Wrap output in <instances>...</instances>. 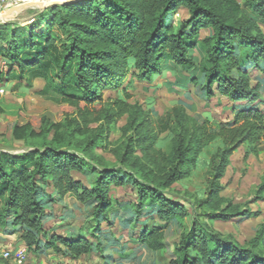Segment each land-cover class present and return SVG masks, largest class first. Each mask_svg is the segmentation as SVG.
Segmentation results:
<instances>
[{"label": "trees", "instance_id": "1", "mask_svg": "<svg viewBox=\"0 0 264 264\" xmlns=\"http://www.w3.org/2000/svg\"><path fill=\"white\" fill-rule=\"evenodd\" d=\"M219 2L226 6V17L216 7ZM181 9L188 15L177 19ZM241 14L246 15L243 22L231 17ZM262 27L264 0H77L40 11L25 25L16 20L0 23V59L5 63L0 64V81L13 83V89H29L42 79L39 94L64 109L58 122L42 115L15 125L14 139L33 147L23 153L0 154V231L14 226L28 251L38 252L44 245L70 259L89 254L93 242L84 235L65 237L46 227V221L56 217L54 204H63L70 196L83 204L95 203L92 216L97 221L128 211L138 219L147 211L156 214L164 223L141 229L138 236L131 235L130 242L163 252L168 221L176 218L183 224L189 213L173 197L172 186L194 168L209 169L213 177L202 203H218L224 200L220 180L234 152L242 145L247 156L263 150L262 85L250 82L251 68L264 72ZM203 29L209 31L204 37ZM53 43L59 45V61L50 52ZM192 50L200 53L199 61L190 54ZM168 71L185 75L177 86L191 83L209 99L218 94L228 98L233 119L198 121L180 105L161 119L173 134L167 149L157 147V134L142 133L136 140L131 135L124 150L116 154L120 168L110 162L98 168L91 186L76 179L75 172L86 173L95 149L105 146L104 130L97 132V122L105 116L112 122L129 113L131 94L126 92L127 100L114 101V110L98 109L96 119L91 118L90 106L103 99L104 90L121 88L128 77V84L153 82ZM75 134L87 138L82 155L72 150ZM138 147L142 155H136ZM126 184L137 187L136 204L114 197L113 186ZM260 190L264 193V176ZM243 215L256 217L259 212L236 206L229 213H209L208 218L228 221ZM68 216L66 209L61 220ZM87 229L98 237L93 226ZM263 233L264 226L248 244H242L195 218L169 264H264Z\"/></svg>", "mask_w": 264, "mask_h": 264}, {"label": "rangeland", "instance_id": "2", "mask_svg": "<svg viewBox=\"0 0 264 264\" xmlns=\"http://www.w3.org/2000/svg\"><path fill=\"white\" fill-rule=\"evenodd\" d=\"M29 1L26 0V2ZM31 1L42 4L41 1ZM20 2L23 3L24 0H20ZM216 7L225 17L227 16L228 13L223 2H219ZM47 8L41 6L30 8L13 20L25 25L40 11ZM187 15V10L181 9L176 18H184ZM231 17L238 22H243L246 15H231ZM262 30L264 31V27H262ZM208 34L209 31L206 29L201 31L202 37ZM58 46L57 43H53L50 52L59 61ZM190 54L199 61L200 53L197 50L190 51ZM1 65L5 66L2 60ZM250 71V82L252 85L261 83L260 99L264 100V72L254 68H251ZM175 74L168 71L165 75L156 77L153 82L133 80L131 84H128L130 80V77H128L118 90H104L103 99L90 106L92 119L99 117L100 113L97 111L101 107L114 110V101L117 99L127 100L126 92L131 94V98L127 100L130 104L128 107L129 113L117 117L112 122L106 116L102 120L99 119L97 132L101 129L104 130L105 146L104 148L95 149L90 159L91 165L87 167L86 173L75 172L76 179L81 180L87 186H91L97 176L96 170L98 168L107 166L109 162L120 168L121 165L117 161L116 154L124 150L125 144L131 135L136 140L139 139V136L141 137L142 133H146L148 136L157 134V147H166L173 134L163 124L164 122H161V119L166 118V113L180 105H184L187 113L198 121L207 117L217 121L233 119L232 102L228 98L218 94L209 99L203 90L194 87L191 83H188L187 87L177 86L175 83H178V79L184 78L185 75L178 72ZM12 85L13 83L10 86L7 80L0 81V108L2 109V112H0V154L5 156L23 153L33 147L29 143L14 139L13 129L18 122L42 115L50 118L52 122H58L63 117L64 112L61 105L39 94V90L44 85L42 79H36L33 87L29 89H13ZM74 116L77 117V114ZM131 121L133 122L131 123ZM73 138L74 147L72 150L82 155V148L87 138L77 134ZM34 143L38 145L37 142ZM214 147L213 145L212 148ZM261 149L263 150L259 154H249L247 156L246 147L242 145L234 152L226 175L220 180L223 185L220 195L224 200L218 203H202L209 196L208 191L213 177L212 174L210 175L209 169L194 168L190 176L172 186V189L175 190L172 194L173 197L178 202L184 203L189 209V213L183 224L176 218L168 221L165 231L166 249L163 252H152L147 245L130 242L131 235L138 236L141 229H147L153 223H164L159 221L156 214L148 211L140 219L136 217L135 213L128 211L127 213L112 214L109 219L102 216L101 221H97L92 216L95 203L83 204L67 196L63 204H54L53 210L56 212V217L46 221V227L48 230L54 227L56 233L65 237L82 234L93 242L92 252L77 259H70L76 261L74 264H169L171 259L175 258V246L180 244L183 236L192 229L195 218L208 223L225 236H231L242 244H248L264 226V193L260 190L264 176V142ZM142 153L140 147H138L136 155H142ZM125 169L133 174L135 173L129 167ZM136 188L134 184H126L123 187L114 185L112 191L114 197L124 204H129L132 201L136 204L138 200ZM55 191L49 186L50 193L55 194ZM130 206L132 205L130 204ZM236 206H239L241 210L258 211L259 215L256 217L243 215L228 221L210 220L208 218L209 213L222 212V210L229 213ZM66 209L67 212L70 211V216L61 220ZM128 217L131 219L137 218V221L132 220V223L129 224ZM61 222L63 226L57 227ZM88 226L95 228L98 237L90 235V229H87ZM16 232L12 225L7 230L0 231V264H17L15 259L7 260L2 257L4 249L9 247L13 249L27 248L25 244L19 241L18 232ZM262 239L264 248V233ZM43 247L45 248L44 245ZM49 251L51 253L55 252L51 247ZM31 253L36 252L30 250L29 254ZM66 261L69 262V260Z\"/></svg>", "mask_w": 264, "mask_h": 264}, {"label": "built area", "instance_id": "3", "mask_svg": "<svg viewBox=\"0 0 264 264\" xmlns=\"http://www.w3.org/2000/svg\"><path fill=\"white\" fill-rule=\"evenodd\" d=\"M26 2V0H24ZM21 3L20 0H0V14L14 7L16 4ZM2 257L4 259H15L17 264H47L42 261L31 260L29 257V251L27 248H6L2 251ZM71 264V263H60ZM74 264V263H73Z\"/></svg>", "mask_w": 264, "mask_h": 264}, {"label": "water", "instance_id": "4", "mask_svg": "<svg viewBox=\"0 0 264 264\" xmlns=\"http://www.w3.org/2000/svg\"><path fill=\"white\" fill-rule=\"evenodd\" d=\"M75 1L77 0H54V1H51L49 4H39L36 1H29V2H23V3L21 2L15 5L14 7L8 9L7 11L3 12L2 14H0V23L15 19L16 14H18L19 12L23 10L31 8V7L41 6V7L47 8L55 4H69Z\"/></svg>", "mask_w": 264, "mask_h": 264}, {"label": "crops", "instance_id": "5", "mask_svg": "<svg viewBox=\"0 0 264 264\" xmlns=\"http://www.w3.org/2000/svg\"><path fill=\"white\" fill-rule=\"evenodd\" d=\"M34 8V7H31ZM30 8L26 9L27 11ZM26 10H23L21 12H19L18 14H16V17L19 16V14L21 15L22 13H24ZM0 64H1V60H0ZM36 252V251H35ZM32 254V255H31ZM29 254L31 260H35V261H42L44 263L47 264H60V263H69V262H76L74 260H70V258H66L61 254H58L56 252L51 253V251H49V248H44L36 253H31ZM66 260H69V262H67ZM71 263V264H73Z\"/></svg>", "mask_w": 264, "mask_h": 264}, {"label": "bare ground", "instance_id": "6", "mask_svg": "<svg viewBox=\"0 0 264 264\" xmlns=\"http://www.w3.org/2000/svg\"><path fill=\"white\" fill-rule=\"evenodd\" d=\"M37 1H41L42 4H49L51 1H54V0H37ZM38 3H40V2H38Z\"/></svg>", "mask_w": 264, "mask_h": 264}]
</instances>
